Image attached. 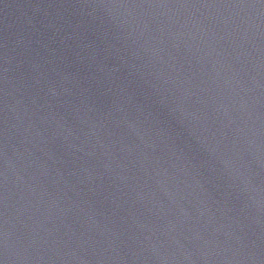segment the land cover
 Masks as SVG:
<instances>
[{"label": "water", "instance_id": "1", "mask_svg": "<svg viewBox=\"0 0 264 264\" xmlns=\"http://www.w3.org/2000/svg\"><path fill=\"white\" fill-rule=\"evenodd\" d=\"M0 264H264V0H0Z\"/></svg>", "mask_w": 264, "mask_h": 264}]
</instances>
